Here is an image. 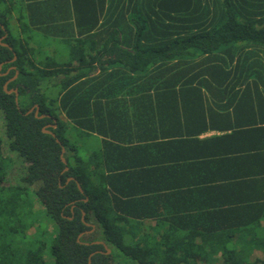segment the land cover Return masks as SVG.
Listing matches in <instances>:
<instances>
[{
	"label": "trees",
	"instance_id": "1",
	"mask_svg": "<svg viewBox=\"0 0 264 264\" xmlns=\"http://www.w3.org/2000/svg\"><path fill=\"white\" fill-rule=\"evenodd\" d=\"M0 38V264H264V204L184 179L202 129L264 134V0H0Z\"/></svg>",
	"mask_w": 264,
	"mask_h": 264
},
{
	"label": "crops",
	"instance_id": "2",
	"mask_svg": "<svg viewBox=\"0 0 264 264\" xmlns=\"http://www.w3.org/2000/svg\"><path fill=\"white\" fill-rule=\"evenodd\" d=\"M21 14L27 15L24 9ZM36 15H39L36 18L40 19L41 15L38 13ZM205 116L208 119L212 115ZM225 119L233 121L232 115ZM226 122H219V125L227 126ZM232 129L234 128L207 127L199 132L197 135L199 142L185 148L189 147V154L199 156L200 159L194 161V169L185 170L184 179L186 182L204 180L215 184L217 196L211 198V202L215 204H230L233 201H237L239 205L264 204V199L257 200L259 196L264 195V153L249 152L258 144L264 143V134L255 136L256 131L248 128L239 133L233 132ZM228 134L232 135L227 136ZM95 144L94 141L91 148ZM249 235L238 232L233 238H247L251 236ZM253 249L261 250L257 247L250 248Z\"/></svg>",
	"mask_w": 264,
	"mask_h": 264
},
{
	"label": "rangeland",
	"instance_id": "3",
	"mask_svg": "<svg viewBox=\"0 0 264 264\" xmlns=\"http://www.w3.org/2000/svg\"><path fill=\"white\" fill-rule=\"evenodd\" d=\"M13 21L11 23V27L12 29H16V27L13 25ZM38 40H34L36 43L35 44H43L45 46H60V41L59 39L57 38H51V37H38L37 38ZM0 124H1V120H0ZM64 134L67 136V138H69L74 144H76L77 142H79V135L73 130V128L69 125H67V127H65L64 129ZM94 143L93 139L90 140L87 144L88 145H92ZM35 206L38 208V209H41V207L38 205V203H35ZM249 237L245 238V237H241V238H238V239H241V244H243L244 242V246L245 245H248V244H251L249 243V240H248ZM252 248V247H251ZM251 251V252H250ZM250 252V255L252 258H255V259H259L261 258L262 256H264V253L261 251V250H249ZM218 253V252H217ZM46 255H48L46 253ZM217 255V254H216Z\"/></svg>",
	"mask_w": 264,
	"mask_h": 264
},
{
	"label": "water",
	"instance_id": "4",
	"mask_svg": "<svg viewBox=\"0 0 264 264\" xmlns=\"http://www.w3.org/2000/svg\"><path fill=\"white\" fill-rule=\"evenodd\" d=\"M0 44H2V45H4V46H8L6 43L1 42V38H0ZM8 47H9V46H8ZM11 60H13V58H12ZM0 67H1V65H0ZM10 68H13V67H10ZM5 73H6V72H5ZM2 74H4V73H2ZM12 79H13V77L9 78V79L3 84V89H4V91H5L6 93L13 92V93L15 94V99H16V96H17V90H16V88L6 89V86H7L8 81H9V80H12ZM34 107H35L34 114L36 115V114H37V105H34ZM31 110H32V107H31L30 109H28V110L26 111V113L30 112ZM43 116H45V115H39V117H43ZM48 126H51V127L54 128L56 125H55V123L44 125V126L42 127V131L45 132V133H49V134H51L52 136L55 137V134H54L52 131H50V130L47 129ZM56 140L58 141V139H56ZM62 151H63V148H62ZM61 160L63 161V163H65V159H64L62 156H61ZM66 169H67V168H66V166H65V167H64V170H66ZM69 179H70V178H69ZM76 185H77L78 189L82 192V188L80 187V185H79L78 182H76ZM86 224L91 225V227H93L92 224H89V223H86ZM106 250H107V252H109V249H108L107 247H106ZM93 253H94V252H92V253L89 254L87 264H90V256H91Z\"/></svg>",
	"mask_w": 264,
	"mask_h": 264
},
{
	"label": "bare ground",
	"instance_id": "5",
	"mask_svg": "<svg viewBox=\"0 0 264 264\" xmlns=\"http://www.w3.org/2000/svg\"><path fill=\"white\" fill-rule=\"evenodd\" d=\"M10 70V69H9ZM59 140V139H58Z\"/></svg>",
	"mask_w": 264,
	"mask_h": 264
}]
</instances>
